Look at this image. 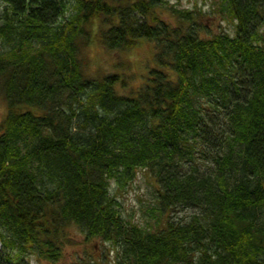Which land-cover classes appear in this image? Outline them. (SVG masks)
Wrapping results in <instances>:
<instances>
[{
    "label": "trees",
    "instance_id": "obj_1",
    "mask_svg": "<svg viewBox=\"0 0 264 264\" xmlns=\"http://www.w3.org/2000/svg\"><path fill=\"white\" fill-rule=\"evenodd\" d=\"M219 1L234 36L205 37L188 9L172 26L166 0H0V264L58 263L73 226L117 264H264V0ZM141 40L156 55L140 92L86 74L94 42ZM137 169L156 178V226L109 193Z\"/></svg>",
    "mask_w": 264,
    "mask_h": 264
},
{
    "label": "rangeland",
    "instance_id": "obj_2",
    "mask_svg": "<svg viewBox=\"0 0 264 264\" xmlns=\"http://www.w3.org/2000/svg\"><path fill=\"white\" fill-rule=\"evenodd\" d=\"M165 8L158 11V16L176 26V20L171 16L172 8L188 9L199 15L205 24V37L214 34L229 33L234 36L236 22L227 18L219 0H166ZM5 5L0 2V16ZM66 12L62 20L67 19ZM264 45V40H262ZM156 49L152 42L141 40L130 52H108L96 42L86 49L82 57L86 61L85 72L88 77L97 79L107 74L119 73L122 80L116 85V91L122 96L140 92L145 85V76L152 68ZM124 80L127 82L125 83ZM6 103L0 101V119L6 114ZM83 131H85L83 129ZM109 193L118 200V209L126 220L141 226L154 225L161 222L154 211L157 206V184L154 174L148 170H136V176L125 185L112 180ZM181 209V208H180ZM192 213V209L176 210L175 219H185ZM163 220V219H162ZM153 227V226H152ZM69 241L64 243L62 259L55 264H117V249L110 242L101 239L86 241L79 228H69ZM2 243L0 241V247ZM18 264H54L38 260L35 255H25L18 260Z\"/></svg>",
    "mask_w": 264,
    "mask_h": 264
}]
</instances>
